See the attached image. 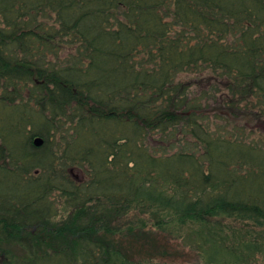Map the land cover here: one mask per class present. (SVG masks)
Instances as JSON below:
<instances>
[{
    "label": "trees",
    "instance_id": "16d2710c",
    "mask_svg": "<svg viewBox=\"0 0 264 264\" xmlns=\"http://www.w3.org/2000/svg\"><path fill=\"white\" fill-rule=\"evenodd\" d=\"M263 132L264 0H0V264H264Z\"/></svg>",
    "mask_w": 264,
    "mask_h": 264
},
{
    "label": "rangeland",
    "instance_id": "374dc122",
    "mask_svg": "<svg viewBox=\"0 0 264 264\" xmlns=\"http://www.w3.org/2000/svg\"><path fill=\"white\" fill-rule=\"evenodd\" d=\"M242 123L248 125L252 124L253 126L257 125V121H246ZM258 124V128L263 126L261 123ZM255 130L258 132L262 131H259L258 129ZM122 231H124V229H120V232ZM159 243L160 251H158V249H152L150 251L149 248L145 245H131L125 240V238H120L119 240L120 247H127V251L135 253V256L140 260L153 259L154 261L166 264H203L199 255L196 252L185 247L182 244L181 239L175 235L168 233H160Z\"/></svg>",
    "mask_w": 264,
    "mask_h": 264
},
{
    "label": "water",
    "instance_id": "95a60500",
    "mask_svg": "<svg viewBox=\"0 0 264 264\" xmlns=\"http://www.w3.org/2000/svg\"><path fill=\"white\" fill-rule=\"evenodd\" d=\"M33 143L36 147H40L43 144V140L41 138L37 137L34 139Z\"/></svg>",
    "mask_w": 264,
    "mask_h": 264
}]
</instances>
